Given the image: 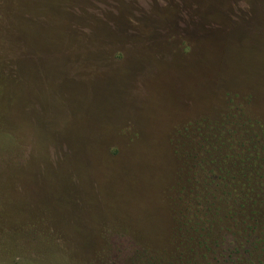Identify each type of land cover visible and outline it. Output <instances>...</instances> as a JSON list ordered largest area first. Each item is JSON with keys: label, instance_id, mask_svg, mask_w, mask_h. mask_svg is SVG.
Instances as JSON below:
<instances>
[{"label": "rangeland", "instance_id": "374dc122", "mask_svg": "<svg viewBox=\"0 0 264 264\" xmlns=\"http://www.w3.org/2000/svg\"><path fill=\"white\" fill-rule=\"evenodd\" d=\"M0 264H264V0H0Z\"/></svg>", "mask_w": 264, "mask_h": 264}, {"label": "trees", "instance_id": "16d2710c", "mask_svg": "<svg viewBox=\"0 0 264 264\" xmlns=\"http://www.w3.org/2000/svg\"><path fill=\"white\" fill-rule=\"evenodd\" d=\"M252 229H254V228H252Z\"/></svg>", "mask_w": 264, "mask_h": 264}]
</instances>
